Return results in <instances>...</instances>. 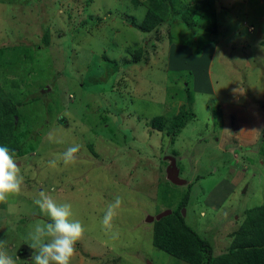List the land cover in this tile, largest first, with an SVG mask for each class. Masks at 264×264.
<instances>
[{"label": "rangeland", "instance_id": "374dc122", "mask_svg": "<svg viewBox=\"0 0 264 264\" xmlns=\"http://www.w3.org/2000/svg\"><path fill=\"white\" fill-rule=\"evenodd\" d=\"M151 10L161 23L146 33ZM0 87L24 177L0 201V253L15 264H31L30 237L50 222L41 191L85 227L73 264H187L153 241L156 217L186 196L187 223L216 255L250 210L264 233V0H0ZM169 156L187 185L168 180Z\"/></svg>", "mask_w": 264, "mask_h": 264}, {"label": "trees", "instance_id": "16d2710c", "mask_svg": "<svg viewBox=\"0 0 264 264\" xmlns=\"http://www.w3.org/2000/svg\"><path fill=\"white\" fill-rule=\"evenodd\" d=\"M161 19L154 11H149L139 26L146 33L158 29ZM6 96L2 93L0 87V106ZM5 117L18 115L16 106H11L10 109L3 112ZM184 116H178L174 131L172 126L169 127L170 132L176 135L185 125L183 123ZM153 127L159 131L165 128L163 116L155 118ZM13 123L10 127H0V138L2 145L9 147L15 154L18 153L15 142L16 139L13 133ZM263 141V139H262ZM188 196H186L180 206L173 210L172 214L160 221H155L156 229L154 233V245L156 248L171 254L187 264H264V233L260 232V227H255L250 217L255 216V211L250 210L249 216L244 222L242 228L238 232L236 239L232 243L231 248L221 254L216 255L214 245L206 239H203L195 229L187 223L183 216L182 209L186 207ZM258 212V211H257ZM258 215V214H257Z\"/></svg>", "mask_w": 264, "mask_h": 264}, {"label": "clouds", "instance_id": "9594fccd", "mask_svg": "<svg viewBox=\"0 0 264 264\" xmlns=\"http://www.w3.org/2000/svg\"><path fill=\"white\" fill-rule=\"evenodd\" d=\"M80 150L79 145L67 148L62 154L67 165L74 162L75 154ZM53 166L55 161L50 162ZM24 182L19 172V165L12 150L6 145H0V201H5L10 195L19 194ZM33 202L41 212L49 217L50 222L45 226L37 225L28 244L35 251L31 264H73L76 244L82 238L85 227L74 218L73 205L69 201L57 202L47 192L41 191ZM121 200L116 198L110 203L100 220L103 229L110 231L114 227L116 209ZM0 264H15V258L0 253Z\"/></svg>", "mask_w": 264, "mask_h": 264}, {"label": "water", "instance_id": "95a60500", "mask_svg": "<svg viewBox=\"0 0 264 264\" xmlns=\"http://www.w3.org/2000/svg\"><path fill=\"white\" fill-rule=\"evenodd\" d=\"M170 163L169 167H168V170H167V178L168 180L174 184V185H179V186H184V185H187L188 184V181L186 180H183L181 177H180V169L177 165V160L174 158V157H167V159ZM172 210H166L164 211L163 213L159 214L157 217H156V220L157 221H160L161 219H163L164 217H167L168 215H171L172 214ZM183 216H186V211L185 209H183ZM155 218L153 217H150L149 218V221H153Z\"/></svg>", "mask_w": 264, "mask_h": 264}, {"label": "crops", "instance_id": "0c3cea01", "mask_svg": "<svg viewBox=\"0 0 264 264\" xmlns=\"http://www.w3.org/2000/svg\"><path fill=\"white\" fill-rule=\"evenodd\" d=\"M263 148H264V145H263V147H262V146L260 147V150L263 151ZM225 183H226V182H225ZM231 185H234V183H232ZM231 190H232V189H231Z\"/></svg>", "mask_w": 264, "mask_h": 264}]
</instances>
